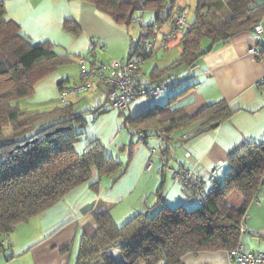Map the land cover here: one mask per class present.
I'll return each instance as SVG.
<instances>
[{
    "label": "crops",
    "instance_id": "crops-1",
    "mask_svg": "<svg viewBox=\"0 0 264 264\" xmlns=\"http://www.w3.org/2000/svg\"><path fill=\"white\" fill-rule=\"evenodd\" d=\"M0 1L5 9L4 19L14 22L21 34L33 42L50 44L56 52L70 55L77 65L79 57L105 64H111L114 59L126 61L130 56L131 60H137L133 49L139 41L140 28L134 23L128 27L119 25L92 4L80 0ZM195 5L196 0L172 2L170 16L181 7L187 10V26L183 32L193 20ZM166 7L160 12V18L167 15ZM218 7L226 16L223 5ZM139 16L143 24H153L156 20L151 10ZM170 16L155 25L151 36L146 38L147 43L154 41V52L140 63L135 76L136 84L142 87L163 82L167 87L156 97L133 101L126 110L113 109L104 88L87 92L90 95H69L62 101L59 91L79 82V68L78 77L72 82L59 67L35 85L33 96L27 102L49 103L45 110L73 104L84 114L86 129L75 144L76 151H83L90 141L98 140L120 167L117 172L102 177L92 168L89 181L28 221L17 224L8 233V246L0 248V264H75L82 228L93 223L91 213L84 212L90 204L104 207L116 225L124 224L137 213H153L160 199L170 207H193L181 181L160 171L164 157L163 142L157 135L162 132L160 127L154 126L147 116L143 121L138 120L140 114L167 105L192 116L210 104L220 101L227 104L232 111L230 117L215 127L211 128L210 124L207 130L195 135L201 126L193 122L170 130L165 138L168 166L175 170L189 169L205 184L211 170L215 169L217 178H222L229 157L245 144L264 141V86L257 84L264 78V61L248 51L253 48L264 52V17L259 22L263 27L260 35L252 31L240 32L225 44H212L210 51L200 55L191 65L168 71L179 58L182 35L175 38L178 43L174 39L164 41ZM65 20L78 25L81 30L78 36L63 29ZM91 41L98 44L92 57L89 55ZM126 119L133 121L142 133L128 126ZM150 148H159V152L155 149L151 154ZM148 160L152 161V168L146 171ZM244 222L240 244L246 251L264 252V184L249 202ZM179 264L235 263L226 250H216L187 253Z\"/></svg>",
    "mask_w": 264,
    "mask_h": 264
},
{
    "label": "trees",
    "instance_id": "trees-1",
    "mask_svg": "<svg viewBox=\"0 0 264 264\" xmlns=\"http://www.w3.org/2000/svg\"><path fill=\"white\" fill-rule=\"evenodd\" d=\"M80 1L92 4L115 23L126 27L134 23V19H141L139 15L144 11L155 12L153 24L141 21L139 25V41L133 49V55L137 57L134 61L139 65L151 55L146 51V38L151 36L155 25L169 18L173 7V0ZM218 1L196 0L193 20L180 37L179 58L167 68L168 71L194 63L205 43L222 45L240 32L252 31L264 17L261 0H223L229 10L225 18L218 9ZM165 7L167 15L160 18ZM4 16V5L0 1L1 236L89 181L92 168L98 177H102L117 172L120 167L98 140L90 141L83 151H76L75 144L85 133L86 122L84 114L73 104L34 112L20 107L21 100L33 96L38 82L59 66L72 62L73 58L54 51L46 42H33ZM63 29L73 36L81 32L72 20H65ZM260 54L264 61V52ZM231 113L227 104L220 101L192 116L166 105L149 110L146 115L140 114L137 119L147 116L154 126L160 127L162 156L166 160L164 142L170 130L199 122L201 128L196 131L197 135L210 124L228 119ZM125 123L142 133L133 121L126 119ZM162 173L171 175L166 170ZM194 176L200 180L203 192L211 188L213 178L209 173L207 184L200 176ZM171 177L181 181L193 207H170L160 199L153 213H137L124 224L116 225L104 207L96 208L90 204L84 212L91 213L93 223L82 228L75 264H179L187 253L235 248L240 244L243 232L240 225L247 206L264 184V141L249 142L229 157L222 178H217L216 171L214 178L218 186L205 195L203 204L191 195L189 187L180 178ZM234 192L239 193L241 201L237 206H229L226 197ZM119 239L121 243L112 247ZM114 249L120 254L119 260L112 253Z\"/></svg>",
    "mask_w": 264,
    "mask_h": 264
},
{
    "label": "built area",
    "instance_id": "built-area-1",
    "mask_svg": "<svg viewBox=\"0 0 264 264\" xmlns=\"http://www.w3.org/2000/svg\"><path fill=\"white\" fill-rule=\"evenodd\" d=\"M134 24L138 27L141 23L140 18L134 19ZM187 26V10L185 7L179 8L170 16V24L165 35L164 41L175 39L179 34L183 33ZM252 32L255 35H260L263 32V27L260 23L253 26ZM98 47L97 42L91 41L89 46V55L93 56V50ZM146 51L152 54L154 52V41L146 44ZM256 58L261 56L260 52L251 48L248 50ZM80 70V80L77 84H73L59 91L58 97L64 101L69 95L80 94L84 91L95 92L99 88H104L110 105L113 109L126 110L129 102L137 97H156L167 86L163 82H156L150 87H142L136 84L135 76L139 70V63L134 60H118L114 59L111 64L101 62L87 61L84 57L77 59ZM259 86H264V78L257 82ZM160 142L163 141L162 132L158 135ZM155 148H150V153L153 154ZM160 171L166 170L174 177L180 178L190 189L191 195L199 199V203L203 204L205 195L213 192L218 182L214 175L216 170L209 172V177L213 178L211 188L205 192L201 190L200 180L196 178L189 169L175 170L168 166L166 160L161 158ZM152 161L148 160L144 169L151 170ZM245 216L241 222L240 230L245 229ZM1 245H8V233H4L1 237ZM231 261L235 264H264V252L246 251L241 244L233 249L226 250Z\"/></svg>",
    "mask_w": 264,
    "mask_h": 264
},
{
    "label": "rangeland",
    "instance_id": "rangeland-1",
    "mask_svg": "<svg viewBox=\"0 0 264 264\" xmlns=\"http://www.w3.org/2000/svg\"><path fill=\"white\" fill-rule=\"evenodd\" d=\"M219 4H222V5H223V8H225V9L227 10V13H226L225 15L228 16V15H229V11H228V8L226 7V5L223 3V0H219L217 6H218ZM219 8H220V7H218V9H219ZM219 11L221 12L220 9H219ZM221 14H222V17H223V18L226 17V16L223 15L222 12H221ZM140 21H142V19H140ZM174 41H175L176 43L179 42L178 39H174ZM77 66H78V65H77L75 62H72V63L65 64V65H62V66H59V67L62 68V69H61V72H65V73H66V75H67L68 78L70 79L69 82H72L76 77H78V74H79V70H78L79 67H77ZM59 67L57 68V70L59 69ZM188 70H190V69H188ZM84 92H85V93H84ZM84 92H81L82 95H85V94L90 95V93H87V92H89V91H84ZM82 95H81V96H82ZM146 98H147L146 96H140V97H137L136 99L131 100V101L129 102V104H130L131 102H133V101H136V100H143V99H146ZM28 99H31V98H25L24 100H21V101L19 102L20 107H22V108L28 110V112H33V111H45V109H47V105L49 104V103H45V105H44V103H42V102H40V103H32L31 101H28V102H27L26 100H28ZM34 99H36V98H34ZM67 100H68V99H67ZM51 103H52V102H50V104H51ZM45 106H46V107H45ZM5 133L8 134V130H7V129H5ZM155 149L159 152V148H155ZM168 176L171 177V175H168ZM240 201H241V198H240V196H239V193H237V192L230 193V194L226 197V203H227V205H229V206H231V205L237 206V205H239ZM4 246H8V245H4ZM1 247H3V246L0 244V248H1ZM112 253L114 254V256L116 257L117 260H119V259L121 258V257H120V254H119V252H118V250L114 249V251H113Z\"/></svg>",
    "mask_w": 264,
    "mask_h": 264
},
{
    "label": "water",
    "instance_id": "water-1",
    "mask_svg": "<svg viewBox=\"0 0 264 264\" xmlns=\"http://www.w3.org/2000/svg\"><path fill=\"white\" fill-rule=\"evenodd\" d=\"M211 48H212V43H208V44H206L205 46H203V47L199 50V54H200V55H203V54H205L206 52L210 51ZM216 125H217V123L215 122V123H212V124L210 125V127L213 128V127H215ZM120 243H121V240L119 239V240L116 241V243H113L111 246H112V247H115L117 244H120Z\"/></svg>",
    "mask_w": 264,
    "mask_h": 264
}]
</instances>
